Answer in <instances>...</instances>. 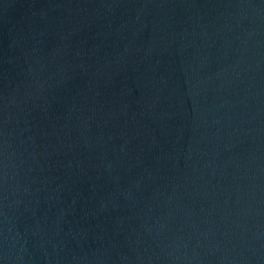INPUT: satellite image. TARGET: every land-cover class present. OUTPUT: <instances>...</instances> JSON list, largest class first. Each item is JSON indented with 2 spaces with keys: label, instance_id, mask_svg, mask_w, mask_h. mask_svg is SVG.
I'll return each instance as SVG.
<instances>
[{
  "label": "water",
  "instance_id": "obj_1",
  "mask_svg": "<svg viewBox=\"0 0 264 264\" xmlns=\"http://www.w3.org/2000/svg\"><path fill=\"white\" fill-rule=\"evenodd\" d=\"M0 264H264V0H0Z\"/></svg>",
  "mask_w": 264,
  "mask_h": 264
}]
</instances>
